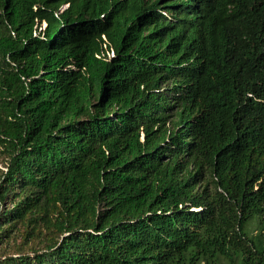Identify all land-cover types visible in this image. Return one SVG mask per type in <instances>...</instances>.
I'll return each instance as SVG.
<instances>
[{
    "label": "trees",
    "instance_id": "16d2710c",
    "mask_svg": "<svg viewBox=\"0 0 264 264\" xmlns=\"http://www.w3.org/2000/svg\"><path fill=\"white\" fill-rule=\"evenodd\" d=\"M0 164V264H264V0H0Z\"/></svg>",
    "mask_w": 264,
    "mask_h": 264
},
{
    "label": "rangeland",
    "instance_id": "374dc122",
    "mask_svg": "<svg viewBox=\"0 0 264 264\" xmlns=\"http://www.w3.org/2000/svg\"><path fill=\"white\" fill-rule=\"evenodd\" d=\"M43 26H44V24L41 25V27H43ZM0 169H2L1 164H0Z\"/></svg>",
    "mask_w": 264,
    "mask_h": 264
}]
</instances>
